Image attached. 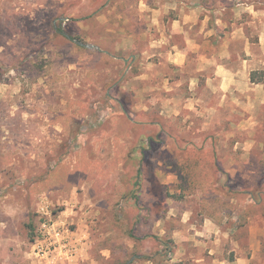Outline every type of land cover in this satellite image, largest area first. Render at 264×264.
<instances>
[{
    "label": "rangeland",
    "instance_id": "rangeland-1",
    "mask_svg": "<svg viewBox=\"0 0 264 264\" xmlns=\"http://www.w3.org/2000/svg\"><path fill=\"white\" fill-rule=\"evenodd\" d=\"M209 2L0 0V264H48L44 253L66 250L73 264H193L206 255L195 246L204 220L219 240L203 250L220 263L263 264L264 216H240L251 196L264 207V124L241 132L204 110L179 113L146 63L180 6L205 4L251 40L264 26V0ZM176 172L197 178L195 194L179 198ZM209 186L238 194L216 198L220 222L201 207ZM55 222L76 250L55 252L43 226Z\"/></svg>",
    "mask_w": 264,
    "mask_h": 264
},
{
    "label": "crops",
    "instance_id": "crops-1",
    "mask_svg": "<svg viewBox=\"0 0 264 264\" xmlns=\"http://www.w3.org/2000/svg\"><path fill=\"white\" fill-rule=\"evenodd\" d=\"M209 1L211 3L212 0ZM145 7L158 14V10L152 8L150 3L145 2ZM183 7H186L185 4ZM205 7L208 8L207 5L201 4L193 8L180 6L175 9L177 13L168 20L167 28L158 29V38L148 42L150 49L157 45L160 51L159 57L147 60V66H155L158 68V74H162L158 76L164 87H167L166 102L173 103L178 95L179 113L182 109L187 115H189L188 110L202 116L201 111L204 110V114L210 117L211 123L228 124L231 129L233 128L232 130L241 132L255 130L258 125L264 124V26L257 33L256 38L251 40L243 29L232 27L228 30L224 27L221 17L213 22L212 10L210 11V8L205 10ZM138 35L140 36L141 33ZM175 38L179 40L175 41ZM236 43H239L237 49L234 48ZM252 73L259 75L263 81L252 83L250 79ZM148 78L149 75L145 72L134 77L136 80ZM182 80L184 83L181 82ZM182 91L185 94L180 96L179 93ZM221 113L228 116L224 117ZM162 114L164 112L159 111V115L163 116ZM231 116L247 117L249 121L246 120L245 123L240 120L232 121L229 120L232 119ZM202 130L206 129L202 128ZM57 224L58 222L43 225L51 236L50 240L53 239L55 252L57 250L62 252V248H70L71 245L75 247L72 243L75 241L56 229ZM203 224L198 232L203 237L201 240L198 238L199 242H196L195 246L206 255L194 257L193 264H247L248 259L241 255L235 256L230 263L221 258L224 262L220 263L217 253L210 250V247L205 246L203 250V244H218L219 240L217 226L210 220H204ZM213 234L216 236L213 237ZM190 238L187 236V242ZM174 239L177 240L175 235ZM64 253L63 258L54 253L49 256L44 253L43 257L48 264H73L78 258L77 250L74 256L68 255V250Z\"/></svg>",
    "mask_w": 264,
    "mask_h": 264
},
{
    "label": "trees",
    "instance_id": "trees-1",
    "mask_svg": "<svg viewBox=\"0 0 264 264\" xmlns=\"http://www.w3.org/2000/svg\"><path fill=\"white\" fill-rule=\"evenodd\" d=\"M77 42V41H76ZM78 45V44H77ZM81 47V45L79 46ZM251 82L252 83H260L263 80L261 78L256 77V73L251 74ZM199 163V162H198ZM177 177L180 181L183 182V185H181L180 188V195L179 198H183L185 196L193 195L197 192L198 183L196 182L197 178L192 179H184L179 172H176ZM192 177V176H191ZM209 190L212 192L211 196H203L201 199V207L204 213L211 219L216 222H220L217 216L221 214V211L219 210V207H222V203H219L216 199L217 197L223 196L224 199L222 200H230L234 197H238V194L236 195H229L232 189L225 190V192H220L217 189H215L212 186H209ZM210 200H213V202H209ZM215 202V203H214ZM254 215H262L264 216V207L262 205V199L259 196H251V202L249 204H246L242 215L240 216L241 220L246 219L248 217H253ZM245 221L240 222V225L243 226Z\"/></svg>",
    "mask_w": 264,
    "mask_h": 264
}]
</instances>
